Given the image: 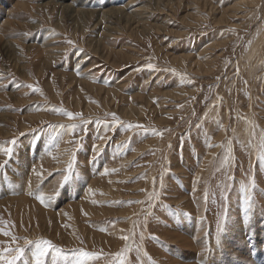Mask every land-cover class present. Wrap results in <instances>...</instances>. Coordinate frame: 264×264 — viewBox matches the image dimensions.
<instances>
[{
	"label": "rangeland",
	"instance_id": "1",
	"mask_svg": "<svg viewBox=\"0 0 264 264\" xmlns=\"http://www.w3.org/2000/svg\"><path fill=\"white\" fill-rule=\"evenodd\" d=\"M71 1L0 0V147L17 141L0 226L17 264L24 238L89 264L126 246L124 264H264V0H79L114 10L79 18Z\"/></svg>",
	"mask_w": 264,
	"mask_h": 264
},
{
	"label": "snow or ice",
	"instance_id": "2",
	"mask_svg": "<svg viewBox=\"0 0 264 264\" xmlns=\"http://www.w3.org/2000/svg\"><path fill=\"white\" fill-rule=\"evenodd\" d=\"M70 45H72L74 42L69 40L67 41ZM146 67L150 70H155V65L149 63L146 65ZM174 71V70H173ZM29 88H33L32 85H28ZM34 91H40V89L35 88ZM66 115L69 119H75L76 116H79L81 114H73L70 112H65L63 113ZM207 113H205V118L207 117ZM113 120H116L115 114H112ZM87 123V122H85ZM199 126V125H197ZM62 127V126H61ZM75 125L72 126L73 130L75 129ZM129 128H132L133 125H128ZM135 127H140V125H136ZM157 135H163V133L157 132L155 133ZM6 146L0 147V154L6 157V159L3 162H0V170H3L6 165L8 164L9 160L12 159L14 152H15V145L17 141L15 139L4 142ZM260 148H261V158H264V138H262L261 143H260ZM74 164H75V154L73 153L66 169V174L63 175V179L60 182V187L63 188L65 184H67L69 181L73 179V175L75 173V176L79 178V173L75 172L74 169ZM35 172V169H33ZM108 169H104L103 174H108ZM112 171H116L113 169ZM36 175L40 176L42 173L36 172ZM250 187L255 188L256 187V181L255 178H251L250 180ZM88 191L91 193L92 190L88 189ZM31 194V193H30ZM57 195L59 193L57 192ZM159 196V193H157L155 190L151 193L148 194V201H152L154 199H157ZM221 196L223 199H227V196L225 193H221ZM35 199L38 200L41 204H46V200H50L51 197H46L43 192H39L38 195H35ZM251 196H246L245 198V215L247 217L248 210L251 206ZM93 203H96V201H92ZM135 203H144V201H136ZM225 220L227 219V216L225 214ZM247 222V219L245 220V223ZM6 222L3 220H0V225H5ZM223 231V229H220ZM0 235L6 236V237H11V243L7 244L6 246L4 245L3 242H0V264H17L18 261H20L24 256H25V249L24 247L20 246L17 244L18 237L13 235L9 230H7L5 227L0 226ZM121 239L127 241L129 239V236H122ZM35 244V249L31 254L30 261H25V264H46V258L49 257L51 254V264H57L58 260L61 258L64 260L65 264H89L90 261H94L99 259V256L95 252H88L83 249H76L73 250L75 252V255L69 259L67 255H64L63 249L57 247L52 243V241L47 240V239H39L37 241H32L27 238H24V245H30V244ZM217 243H219V238L217 239ZM16 244V247H13L12 245ZM129 249L127 246L121 251L115 254V256L120 260V264H124V254L128 251ZM151 264H156L154 260H151Z\"/></svg>",
	"mask_w": 264,
	"mask_h": 264
},
{
	"label": "bare ground",
	"instance_id": "3",
	"mask_svg": "<svg viewBox=\"0 0 264 264\" xmlns=\"http://www.w3.org/2000/svg\"><path fill=\"white\" fill-rule=\"evenodd\" d=\"M19 1H21V0H19ZM129 2H131V0L129 1ZM17 3V2H16ZM19 4V3H18ZM20 4H21V2H20ZM75 5H78L79 6V0H72L70 3H68V4H65L64 5V8L67 10V12L72 16V17H80V16H84V15H87V14H95V13H99V14H101L102 16L103 15H109V14H111V12H113L114 10H109V9H106V10H103V11H101L100 12V10L99 11H97V10H95V11H93V12H91V11H89V10H87V11H85L84 9H82V8H78V7H76ZM117 8V7H116ZM120 12V11H119ZM101 17V16H100ZM77 18H75V20H76ZM73 20V19H72ZM2 26V27H1ZM0 26V35H2V32L4 33L5 32V28L8 26V23H5L4 25H1ZM261 232V233H260ZM259 233L262 235V236H264V226H262L260 229H259ZM253 235V234H252ZM251 235V236H252ZM255 235V234H254ZM258 239H262L261 237H257L256 235L255 236H253V238L251 239V240H253V241H255V240H258ZM250 241V240H249ZM235 264H236V262H235Z\"/></svg>",
	"mask_w": 264,
	"mask_h": 264
}]
</instances>
